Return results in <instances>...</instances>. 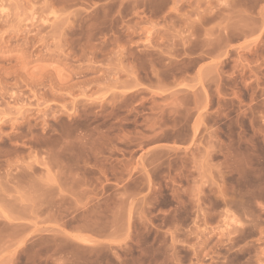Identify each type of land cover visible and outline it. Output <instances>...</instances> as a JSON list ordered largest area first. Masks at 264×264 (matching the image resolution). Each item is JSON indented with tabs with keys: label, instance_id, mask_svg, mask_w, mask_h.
Instances as JSON below:
<instances>
[{
	"label": "rangeland",
	"instance_id": "obj_1",
	"mask_svg": "<svg viewBox=\"0 0 264 264\" xmlns=\"http://www.w3.org/2000/svg\"><path fill=\"white\" fill-rule=\"evenodd\" d=\"M0 264H264V0H0Z\"/></svg>",
	"mask_w": 264,
	"mask_h": 264
}]
</instances>
